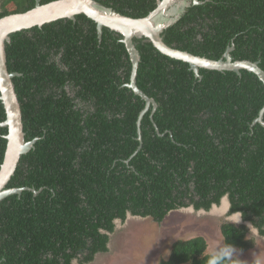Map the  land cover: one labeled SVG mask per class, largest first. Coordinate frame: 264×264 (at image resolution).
I'll return each mask as SVG.
<instances>
[{
	"label": "trees",
	"instance_id": "obj_1",
	"mask_svg": "<svg viewBox=\"0 0 264 264\" xmlns=\"http://www.w3.org/2000/svg\"><path fill=\"white\" fill-rule=\"evenodd\" d=\"M36 0H4L0 18ZM53 0H40L41 4ZM141 18L157 0H95ZM164 41L209 59L233 47V60L264 70V0H198L162 31ZM122 36L84 14L10 34L6 64L17 94L25 140L0 200V264H84L108 251L115 220L127 213L162 222L192 205L210 210L221 197L264 237V126L253 123L264 105V84L240 74L199 68L160 53L144 38L136 85L126 86L131 62ZM70 85L74 95L63 87ZM6 114L0 100V122ZM264 120V114H263ZM140 129V139L137 129ZM7 128L0 126V165ZM223 245L254 246L245 224L224 221ZM198 235L177 239L157 264H253L206 253Z\"/></svg>",
	"mask_w": 264,
	"mask_h": 264
},
{
	"label": "water",
	"instance_id": "obj_2",
	"mask_svg": "<svg viewBox=\"0 0 264 264\" xmlns=\"http://www.w3.org/2000/svg\"><path fill=\"white\" fill-rule=\"evenodd\" d=\"M177 0H158V4L154 10L141 18H133L122 15L113 11L109 7H105L95 0H53L44 4L35 3V6L24 12L13 13L0 18V100L5 110V120L0 122V126L7 128L6 149L3 161L0 165V200L4 197L20 193L22 188L13 187L5 188V185L13 175L19 158L22 154L28 152L35 142V139L26 141L23 131L22 116L20 103L15 92L12 78L18 76L17 72H9L6 64L5 43L10 41V34L22 29H28L34 26H41L44 23L55 21L58 19L74 20L76 15L84 14L96 23L98 35L100 36L102 27H107L122 35L121 41L124 43L131 62V71L129 82L126 84L135 95L141 97L145 102V106L139 114L137 125H140L142 115L152 106V112L157 107L155 100L148 97L136 85V73L138 63L140 61L139 51L133 44V37H145V40L162 54L188 63L190 69L196 77H200L199 68L213 69L218 71H233L240 74L241 69L252 72L264 84V70L258 65V61L250 60H233L230 52L233 47H227L222 57L218 59H209L203 56L194 55L185 50L173 48L167 45L161 37V32L176 17L163 19V13L174 12L177 6L172 3ZM182 4L184 3L183 0ZM179 2V1H177ZM193 3H198V0H193ZM170 6L169 9H167ZM166 11V12H165ZM172 16H176L174 13ZM264 105L258 112L253 123H259L264 126L263 120ZM140 139V129H137ZM226 201V198H225ZM216 205H213L215 207ZM213 210H215L213 208ZM130 213H127L129 216ZM241 224L248 227H253L251 223L243 221L240 213H234ZM117 221V220H116ZM115 221V222H116Z\"/></svg>",
	"mask_w": 264,
	"mask_h": 264
},
{
	"label": "rangeland",
	"instance_id": "obj_3",
	"mask_svg": "<svg viewBox=\"0 0 264 264\" xmlns=\"http://www.w3.org/2000/svg\"><path fill=\"white\" fill-rule=\"evenodd\" d=\"M225 206L221 203L210 211H194L190 207L177 209L169 212L160 223L147 217L129 215L124 222H114V231L109 233L108 251L96 254L92 261L84 264H157L160 258L168 256L175 240L198 235L204 237L207 243L206 253L264 264V237L258 234L255 227L247 226L249 235L254 238V246L249 250L240 252L223 245L220 225L225 219ZM230 219L232 221L229 222L241 224L235 215Z\"/></svg>",
	"mask_w": 264,
	"mask_h": 264
},
{
	"label": "flooded vegetation",
	"instance_id": "obj_4",
	"mask_svg": "<svg viewBox=\"0 0 264 264\" xmlns=\"http://www.w3.org/2000/svg\"><path fill=\"white\" fill-rule=\"evenodd\" d=\"M177 1H179V2H177ZM176 2H173L172 3V5L173 6H177V9H176V11H174V12H169L168 14H167V12L166 13H163V15L161 16L163 19H168L169 17L171 18H173V17H176L175 18V20L172 22V23H170L169 25H172V24H174V23H176L178 20H179V18H181V16L185 13V10H186V8L193 2V0H183V4H182V1H180V0H177ZM3 2H4V0H0V12H3V11H5V9L3 8ZM37 2H40V0H36L35 1V3H37ZM157 4H158V0L156 1V6H157ZM170 8V6L167 8V9H169ZM114 11V10H113ZM174 13H176V16H172ZM168 25V26H169ZM167 26V27H168ZM166 27V28H167ZM109 29V28H108ZM96 30H97V28H96ZM164 30V29H163ZM162 30V31H163ZM98 33V32H97ZM101 33H102V31H101ZM161 34H162V32H161ZM160 34V35H161ZM101 35V34H100ZM121 35V34H120ZM122 36V35H121ZM161 37H162V40L164 41V39H163V36L161 35ZM139 38H144V39H142V41H147V40H145V37H133V44H134V46H135V48L137 49V42H135V39H139ZM165 42V41H164ZM166 43V42H165ZM167 44V43H166ZM168 45V44H167ZM170 46V45H169ZM173 48H176V47H174V46H172ZM126 48V47H125ZM178 49V48H177ZM138 50V49H137ZM127 51V50H126ZM128 53V52H127ZM140 54V53H139ZM224 54V53H223ZM223 56V55H222ZM221 56V57H222ZM128 58H129V55H128ZM130 60V59H129ZM68 93H70L71 95H74V93H75V91L74 90H72V88L70 87V85H68V84H65L64 85V87H63ZM225 198H226V201H227V204H226V206L224 207V216H225V219H224V221H229V220H231L230 219V217L234 214V213H232V214H229V208H230V204H229V200H228V197L226 196V195H224L223 197H221V199H220V203L218 204V205H221V203H222V200H225ZM212 206H213V204H212ZM212 206H211V208H210V210L212 209ZM188 207H190V209H192V210H194V208H193V206L192 205H189ZM210 210H208V211H210ZM194 211H199V210H194ZM204 211V210H203ZM241 216V215H240ZM229 218V219H228ZM223 221V222H224ZM232 221V220H231ZM230 221V222H231Z\"/></svg>",
	"mask_w": 264,
	"mask_h": 264
},
{
	"label": "bare ground",
	"instance_id": "obj_5",
	"mask_svg": "<svg viewBox=\"0 0 264 264\" xmlns=\"http://www.w3.org/2000/svg\"><path fill=\"white\" fill-rule=\"evenodd\" d=\"M222 203L227 204V201L222 200ZM219 206V205H218ZM213 207V206H212ZM216 207V206H215Z\"/></svg>",
	"mask_w": 264,
	"mask_h": 264
},
{
	"label": "clouds",
	"instance_id": "obj_6",
	"mask_svg": "<svg viewBox=\"0 0 264 264\" xmlns=\"http://www.w3.org/2000/svg\"><path fill=\"white\" fill-rule=\"evenodd\" d=\"M213 205H216V204H213ZM216 206H218V205H216ZM184 208V207H183ZM185 208H188V207H185ZM181 209V208H180ZM213 209V208H212ZM117 220H119V219H117ZM116 221V220H115ZM120 221V220H119ZM109 234V233H108Z\"/></svg>",
	"mask_w": 264,
	"mask_h": 264
}]
</instances>
